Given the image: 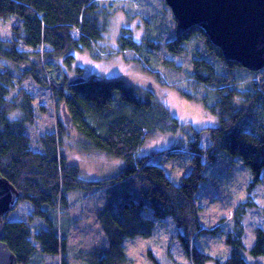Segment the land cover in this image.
I'll list each match as a JSON object with an SVG mask.
<instances>
[{
    "label": "trees",
    "instance_id": "1",
    "mask_svg": "<svg viewBox=\"0 0 264 264\" xmlns=\"http://www.w3.org/2000/svg\"><path fill=\"white\" fill-rule=\"evenodd\" d=\"M109 15L95 0H0V18L16 17L11 26L12 39L0 40V57L17 66L26 63L29 53L17 49L21 42L35 54L41 51V59L46 60L49 53L71 60L74 53L92 49L102 39ZM72 30L77 31V37H73ZM191 37L199 38L205 51L192 58L187 75L216 95V100L205 107L217 116V124L205 128L210 138L206 147L200 144L198 132L185 149L173 145L153 152L152 155L159 156L156 162L151 161L149 154L137 157L139 146L147 135L156 130L174 131L178 124L153 90L140 93L119 76H90L70 84V79L59 82L33 65H26L28 68L23 65L20 69L19 83L31 77L49 86L55 101L65 103L77 131L94 148L122 161L118 171L98 180L82 179L78 166L67 162L59 150L58 132L40 137L43 151L30 148L25 126L34 121L32 98L20 90L17 97L8 100L12 75L8 71L0 74V174L18 190L19 201L32 205L27 221L6 220L5 223L3 240L19 263L29 264L36 250L28 225L35 216L43 219L47 227L39 228L34 240L43 254L59 255V264H70L71 260L84 264H127L130 259L125 253L124 241L149 238L158 224L169 222L173 223L191 264H204L211 258L215 264H264V226L255 228L249 248L243 243V206L255 203L249 199L242 202L234 227L223 232L222 225L202 224L197 199L199 190L210 177L204 176L205 166L208 172L209 165L217 162L219 155L225 156L220 154L222 151L240 158L250 169L252 180L248 190L260 182L264 168V76L257 75L250 89L238 90L233 86L231 67L246 68L225 60L220 49L197 26L182 35L171 33L161 42L146 38L137 41L131 30L123 27L117 46L122 51L129 49L138 54L144 47L151 52L163 45L170 53L181 54L183 43ZM43 45L50 49H43ZM213 59L226 66L225 73L217 71ZM41 64L46 69L49 62ZM248 71L261 74V70ZM11 110H18L20 114L12 117ZM171 158L184 162L189 159L191 163L190 171L177 183L159 164L160 159ZM91 189L105 190V200L93 208L92 214L107 245L87 250L78 248L69 254L70 227L61 225L60 216L68 214L73 206L69 201L71 193ZM59 229L66 235L60 234ZM217 233L223 234L230 247L224 260L211 257L196 243L198 238ZM148 257L151 264H161L151 253Z\"/></svg>",
    "mask_w": 264,
    "mask_h": 264
},
{
    "label": "rangeland",
    "instance_id": "2",
    "mask_svg": "<svg viewBox=\"0 0 264 264\" xmlns=\"http://www.w3.org/2000/svg\"><path fill=\"white\" fill-rule=\"evenodd\" d=\"M95 1L105 7L110 15L106 18L107 26L102 39L95 42L92 49H82L74 53L71 60L46 53L47 57L44 60L41 59V51L35 54L33 49L19 42L17 49L29 53L26 63L17 66L10 60L0 57V74L8 71L12 75L13 84L6 98L13 100L20 90H25L32 98L34 121L26 123L25 126V133L30 139V148L34 151H43L40 137L58 132L60 152L64 154L67 162L78 166L82 179H102L122 167L121 160L94 148L77 131L72 119L70 125H65L61 113L62 102L55 101L49 86L41 85L31 77L18 82L23 65H33L39 72L48 73L59 82L77 76L85 78L119 76L140 93L146 89L153 90L158 101L168 108L171 116L176 118L178 126L174 131L156 130L147 135L136 152L137 157L152 155L153 152L173 145L185 149L198 132L200 144L205 147L209 145L210 138L205 128L216 125L217 116L205 106H210V102L216 100V95L204 86L194 83L187 75V71L192 68V58L202 50L205 51L201 40L191 37L185 41L181 54H172L163 45H159L158 49L151 52L144 47L138 54L129 49L122 51L117 46V40L123 27L129 28L133 39L137 41L145 38L160 41L167 39L171 33L176 35L170 8L164 0ZM15 20V16L0 18V40L12 39L11 26ZM71 34L73 37L78 36L76 30H72ZM42 48L50 49L48 45H43ZM43 62H49L46 69L42 67ZM213 63L217 71L226 72L224 64L215 59ZM231 70L235 79L233 86L241 91L250 89L257 75L264 76V67L261 69V74H253L247 69L241 70L236 67H231ZM10 114L16 117L20 112L11 110ZM220 154L217 162L209 165L208 172L206 166L204 169V176L207 174L210 177L197 195L200 219L203 225L217 224L224 226L223 232L230 230L235 225L236 217L239 216L240 204L249 199L255 205L243 206L244 214L241 219L244 245L249 248L254 241L255 228L264 226V168L260 182L248 190V184L252 180L250 169L240 158L232 157L224 151ZM158 157L152 155L151 161L156 162L159 160ZM160 160L159 164L165 168L175 183L191 169L189 159L185 162L178 158ZM104 200L105 190L91 189L70 194L69 201L73 206L68 214L60 216L61 225L70 227L69 242L67 240L69 254L76 252L78 248L87 250L107 245V239L99 229L94 213L92 214L93 208L101 205ZM31 210L32 205L29 202L19 201L16 208L7 215V220L27 221ZM28 225L31 231L30 239L36 246L29 264H59V255L43 254L34 240L37 230L47 227L44 220L34 216L29 220ZM59 232L66 235L63 229H59ZM196 243L211 257L224 260L230 253V247L220 233L207 238H198ZM124 249L130 259L127 264H151L149 253L158 258L161 264H191L172 222L158 224L149 238L126 239ZM70 264L84 263L71 260ZM204 264H215V261L211 258Z\"/></svg>",
    "mask_w": 264,
    "mask_h": 264
},
{
    "label": "water",
    "instance_id": "3",
    "mask_svg": "<svg viewBox=\"0 0 264 264\" xmlns=\"http://www.w3.org/2000/svg\"><path fill=\"white\" fill-rule=\"evenodd\" d=\"M172 12L176 35L201 28L223 58L250 71L264 67V0H164ZM85 80L70 79V84ZM65 125L71 115L61 104ZM19 202L15 186L0 174V264H21L3 240L7 215Z\"/></svg>",
    "mask_w": 264,
    "mask_h": 264
},
{
    "label": "bare ground",
    "instance_id": "4",
    "mask_svg": "<svg viewBox=\"0 0 264 264\" xmlns=\"http://www.w3.org/2000/svg\"><path fill=\"white\" fill-rule=\"evenodd\" d=\"M244 236V235H243ZM243 243H244V241H243Z\"/></svg>",
    "mask_w": 264,
    "mask_h": 264
}]
</instances>
